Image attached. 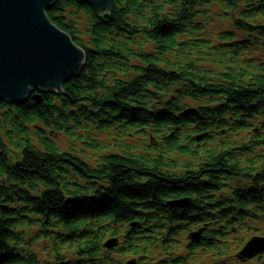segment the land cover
<instances>
[{"label":"trees","instance_id":"trees-1","mask_svg":"<svg viewBox=\"0 0 264 264\" xmlns=\"http://www.w3.org/2000/svg\"><path fill=\"white\" fill-rule=\"evenodd\" d=\"M46 15L85 61L40 103L0 102V264H242L264 237V0Z\"/></svg>","mask_w":264,"mask_h":264},{"label":"water","instance_id":"water-1","mask_svg":"<svg viewBox=\"0 0 264 264\" xmlns=\"http://www.w3.org/2000/svg\"><path fill=\"white\" fill-rule=\"evenodd\" d=\"M56 0H0V102L21 104L30 95L37 103L39 94L60 93L61 87L83 68L85 55L68 34L54 26L46 13ZM97 13L110 8V0H76ZM188 199L168 204L184 209ZM191 240L197 241L194 233ZM117 239H110L104 248L113 249ZM264 253V237H253L236 255L246 263ZM125 264H137L129 260Z\"/></svg>","mask_w":264,"mask_h":264},{"label":"rangeland","instance_id":"rangeland-1","mask_svg":"<svg viewBox=\"0 0 264 264\" xmlns=\"http://www.w3.org/2000/svg\"><path fill=\"white\" fill-rule=\"evenodd\" d=\"M59 142H60V144H61V147H64L65 144H66L65 140L62 139V138H60ZM242 264H244V263H242Z\"/></svg>","mask_w":264,"mask_h":264}]
</instances>
